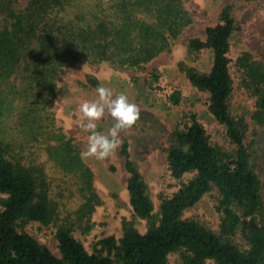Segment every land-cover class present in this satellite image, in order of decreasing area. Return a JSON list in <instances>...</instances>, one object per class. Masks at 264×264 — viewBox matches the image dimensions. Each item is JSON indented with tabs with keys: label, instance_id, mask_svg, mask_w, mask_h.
I'll list each match as a JSON object with an SVG mask.
<instances>
[{
	"label": "trees",
	"instance_id": "16d2710c",
	"mask_svg": "<svg viewBox=\"0 0 264 264\" xmlns=\"http://www.w3.org/2000/svg\"><path fill=\"white\" fill-rule=\"evenodd\" d=\"M69 2L28 0L24 8H18L17 0H0V106L5 102L1 95L8 94L21 101L25 117L38 113L56 97L64 69L81 60L141 67L170 50L192 20L182 0H116L113 14L95 11L90 17L83 12L74 17L61 14ZM240 30L232 6H225L221 22L207 26L204 38L189 40L191 50L213 52L211 70L186 69L191 83L208 93L210 111L226 126L233 151L212 144L206 128L192 114L190 125L174 131L176 144L167 153L169 169L180 186L162 200L159 223L151 224L145 233L125 222L120 239L104 237L100 249L90 253L72 228L61 226L56 233L61 251L57 256L30 233L20 231V222L49 224L55 207L45 179H40L35 167L16 159L0 132V264H168L169 254L178 250L184 251L183 264H205L209 259L215 264H262L264 229L257 221L263 201L256 152L249 147L246 134L250 126L255 132L264 127V62L247 51L236 58L240 93L248 102L245 112L234 115L231 100L236 85L229 52L232 37ZM158 78L155 73L154 79ZM88 81L98 85L95 77ZM170 99L179 103L181 91H172ZM60 135L52 137L59 143L50 150H55L59 164L78 173L90 191L89 202L81 209L89 214L95 207L92 170L82 161L72 138ZM121 153L130 173L127 187L134 212L151 218L154 204L127 141ZM214 190L219 193L216 209L222 214L220 233L182 217ZM239 228L250 245L248 250L229 238Z\"/></svg>",
	"mask_w": 264,
	"mask_h": 264
},
{
	"label": "rangeland",
	"instance_id": "374dc122",
	"mask_svg": "<svg viewBox=\"0 0 264 264\" xmlns=\"http://www.w3.org/2000/svg\"><path fill=\"white\" fill-rule=\"evenodd\" d=\"M115 1L70 0L60 13L71 17L77 12L90 17L95 11L111 15L114 13ZM27 2L17 0V7L24 8ZM182 4L191 22L183 28L170 50L161 52L141 67H120L109 61H78L66 67L60 75L56 86L57 95L52 103L28 117L24 116L20 100L8 94L1 95L5 102L0 106V132L10 142L16 159L35 167L40 179H45L55 207L54 218L49 224L20 222L18 229L30 233L55 255L61 256L56 236L61 226L72 228V234L93 253L100 249L99 241L102 238L115 236L120 239L124 234L125 222L142 233L151 224L159 223L162 200L171 196L180 186L179 180L172 176L169 169L168 148L176 144L174 131L190 125L192 114L197 115L206 128L212 144L233 151L226 126L218 122L210 111L208 93L194 86L186 73V69L191 67L199 72H209L213 65V52L209 49L193 51L189 47V40L193 37L204 38L206 27L221 22L225 6H232V14L241 25V30L233 35L229 52L236 85L231 111L234 115L245 112L248 99L240 93V72L235 61L247 51L255 60L264 62V0H182ZM155 73H158V80L154 79ZM90 76L96 78L98 85L111 88L114 95L125 93L130 101L139 106L140 117L131 128L120 131L121 143L109 157L96 159L94 156L80 155L93 173L95 207L91 213L84 214L81 209L89 202L90 191L83 186L78 173L67 170L57 162L55 150L50 149L59 143L52 137L61 136L60 133L66 139L72 138L79 153L87 149L89 132L82 127L87 120L79 106L85 100L98 98V85L88 81ZM176 89L182 94L179 103H173L170 99V93ZM96 123L98 131L108 134L114 119L105 110L103 117ZM50 131L54 134L50 135ZM125 141L129 144L130 157L141 171L154 204L151 218L137 216L130 203L127 187L130 173L125 166V156L121 153ZM246 141L256 152L255 170L260 180L263 201V213L257 223L264 229V127L255 132L250 126ZM218 197L217 190L210 192L196 205L186 209L182 217L195 219L220 233L222 214L216 209ZM229 236L241 248H250L241 228ZM183 252L178 250L170 253L168 264H183ZM205 264H215V261L209 259Z\"/></svg>",
	"mask_w": 264,
	"mask_h": 264
},
{
	"label": "clouds",
	"instance_id": "9594fccd",
	"mask_svg": "<svg viewBox=\"0 0 264 264\" xmlns=\"http://www.w3.org/2000/svg\"><path fill=\"white\" fill-rule=\"evenodd\" d=\"M98 98L83 101L79 108L87 122L82 125L89 132L87 149L83 150L82 157L94 156L96 159L109 157L120 145L119 133L123 129L131 128L140 117V108L121 92L114 95L113 90L100 84L96 88ZM105 110L114 119V124L108 134L97 130L96 121L105 114Z\"/></svg>",
	"mask_w": 264,
	"mask_h": 264
}]
</instances>
